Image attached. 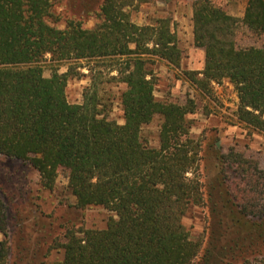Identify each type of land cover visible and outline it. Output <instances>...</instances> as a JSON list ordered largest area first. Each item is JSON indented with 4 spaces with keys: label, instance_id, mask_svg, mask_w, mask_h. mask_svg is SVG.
I'll return each mask as SVG.
<instances>
[{
    "label": "trees",
    "instance_id": "trees-1",
    "mask_svg": "<svg viewBox=\"0 0 264 264\" xmlns=\"http://www.w3.org/2000/svg\"><path fill=\"white\" fill-rule=\"evenodd\" d=\"M59 1L0 0V155L28 162L46 189L59 168L66 170L76 207L113 212L103 228H68L56 264H194L201 244L182 219L190 205L217 209L215 194L232 232L252 233L260 247V256L226 263L264 264V169L231 147L217 155L220 167L209 188L199 174L203 146L190 136L194 101L154 95L155 58L174 66L182 58L169 20L138 24L129 12L134 0H103L94 26L68 19L60 27L54 24ZM192 7L193 43L203 48L204 65L190 79L205 88L227 78L238 120L264 133V45L240 46L237 36L241 27L264 35V0H247L242 17L213 0H194ZM48 54L52 60L117 58L112 78L125 84L123 123L108 118L95 81L80 103L69 102L70 72L45 76L40 61ZM155 115L162 121L158 146H151L140 132ZM6 211L0 198V264H8L11 248ZM241 236L232 249L249 247ZM203 251L199 258L208 264L212 249Z\"/></svg>",
    "mask_w": 264,
    "mask_h": 264
},
{
    "label": "rangeland",
    "instance_id": "rangeland-1",
    "mask_svg": "<svg viewBox=\"0 0 264 264\" xmlns=\"http://www.w3.org/2000/svg\"><path fill=\"white\" fill-rule=\"evenodd\" d=\"M103 0H61L54 6L62 27L68 19H79L84 27H92L98 21ZM194 0H134L129 7L131 19L138 24L155 23L167 18L175 32L182 51L179 66L161 58L151 64L154 95L162 101L185 103L192 99L195 111L187 118L191 121L190 136L202 144L199 174L210 188L215 186V175L220 167L217 155L233 148L249 159L256 160L264 169V133L238 120V98L234 86L227 78L210 82L204 87L190 79V72H200L204 65V50L193 43L192 10ZM228 14L242 17L247 0H213ZM240 46H263L264 35L241 27L238 33ZM43 73L49 76L53 69L70 72L65 93L71 103H80L84 89L95 81L103 99L107 116L123 123L120 94L125 84L113 79L117 73L118 59L85 58L52 60L46 55L40 61ZM200 78V73L195 75ZM162 118L155 115L142 126L140 135L151 146H158V134ZM216 193V189L213 188ZM0 198L7 207L6 236L10 243L8 264H56L61 260L68 228L100 229L113 212L102 206L76 207V198L68 187L67 172L59 168L54 186L42 188L39 173L28 162L0 155ZM217 209L204 204L190 205L183 216V223L190 237L201 244L194 264H204L202 257L206 247L212 249L208 264L239 263L244 257L260 256L258 239L252 233H234L227 211L215 194ZM245 235L249 247L233 249L231 246ZM241 236V237H242ZM4 238L0 232V240ZM212 241V242H210ZM215 246V249L214 247Z\"/></svg>",
    "mask_w": 264,
    "mask_h": 264
}]
</instances>
